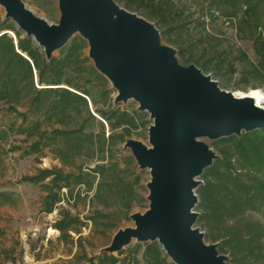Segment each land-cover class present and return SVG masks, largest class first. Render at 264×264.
<instances>
[{
	"label": "rangeland",
	"instance_id": "obj_1",
	"mask_svg": "<svg viewBox=\"0 0 264 264\" xmlns=\"http://www.w3.org/2000/svg\"><path fill=\"white\" fill-rule=\"evenodd\" d=\"M23 1L37 16L59 24L62 17L59 0ZM193 9L200 12L197 5ZM223 22H213L212 26L219 30L215 32H223L226 44L241 47L255 60L253 42L238 39L232 24ZM12 26L20 30L6 18L5 9L0 5V34L7 33L16 49V33L1 29ZM74 38L83 39L75 33L65 46ZM161 45L176 51L181 68L191 65L162 38ZM60 50L53 56L60 57ZM79 68L80 71L68 74L75 84H80L79 90L65 84L54 87L79 92L86 103L79 100L65 109L51 108L46 113H35L30 110L27 97L19 102L0 101V264H90V258L101 257V251L119 231L134 226L131 215L144 213L150 206L151 171L143 169L133 150L124 146L131 139L150 146V127L154 120L148 111L140 110L135 99L116 101L118 90L112 82L92 71L97 69L89 57V45L82 49ZM225 80L229 86H219L237 96L252 89L242 84L240 88L234 87L239 71L227 75ZM34 84L38 89L44 86L36 78ZM258 89L264 91V87ZM86 91L89 96L84 94ZM99 110L125 111L133 117V123L112 130ZM55 130L61 133H53ZM44 132L47 134L42 138ZM197 140L208 144L218 156L213 146L216 140L203 135ZM36 142H40L37 147ZM46 170L51 174L43 179ZM33 177L37 179L32 180ZM197 180L201 183L195 188L196 193L204 184L202 175ZM250 216L264 222V213ZM66 224L69 230L64 236L59 225ZM195 227L204 232L197 222ZM146 243L150 241L133 239L119 252L107 254L118 257V264H146Z\"/></svg>",
	"mask_w": 264,
	"mask_h": 264
},
{
	"label": "water",
	"instance_id": "obj_2",
	"mask_svg": "<svg viewBox=\"0 0 264 264\" xmlns=\"http://www.w3.org/2000/svg\"><path fill=\"white\" fill-rule=\"evenodd\" d=\"M59 3L61 20L51 24L23 0H0L6 18L38 44L48 59L79 33L88 41L89 57L97 70L118 90L116 101L133 98L154 120L150 146L133 139L124 146L133 150L143 169L151 171L150 206L144 213L131 215L134 226L119 231L101 254L119 252L136 239L157 241L174 264H233L219 253L217 244H207L205 232L195 227L199 217L195 188L201 183L197 177L218 157L197 137L217 140L264 129V108L251 97L223 90L194 64L181 68L176 51L161 45L156 26L114 0ZM17 45V52L34 69Z\"/></svg>",
	"mask_w": 264,
	"mask_h": 264
},
{
	"label": "trees",
	"instance_id": "obj_3",
	"mask_svg": "<svg viewBox=\"0 0 264 264\" xmlns=\"http://www.w3.org/2000/svg\"><path fill=\"white\" fill-rule=\"evenodd\" d=\"M114 1L152 22L160 31L161 38L176 48L183 61L196 65L205 74H211L223 88L229 86L225 77L238 71L239 80L235 88H240L241 84L252 89L264 87V0ZM193 5L199 6L200 12L193 9ZM219 20H223V24H232L238 39L253 42L255 60L241 47L226 44L223 32H215L219 30L212 24ZM1 29L16 33L17 47L32 60L37 76L32 64L17 52L7 33L0 34V101L19 102L27 97L30 110L35 113H46L51 108L65 109L79 100L86 103L83 96L67 88L38 89L34 78H38L40 85L65 84L79 90L80 84H75L68 74L80 71L82 49L88 46L87 40L74 38L60 50V57L48 59L38 44L23 37L16 27ZM92 71L104 79L100 72L94 68ZM84 94L89 96L88 91ZM99 112L112 130L133 123V117L125 111ZM53 133L61 132L55 130ZM46 134L44 132L42 138ZM36 143L34 146L37 147L40 142ZM213 146L218 157L202 174L204 184L197 191V211L200 212L197 223L205 232L204 239L217 244L218 251L228 256L233 264H264V222L250 216L264 213V129L222 137L213 142ZM50 174L46 170L42 178ZM51 209L50 205L49 211ZM59 227L65 236L69 230L67 224ZM145 245L146 264H173L168 262L167 254L157 241ZM101 255L90 258V264L120 262L114 255Z\"/></svg>",
	"mask_w": 264,
	"mask_h": 264
},
{
	"label": "bare ground",
	"instance_id": "obj_4",
	"mask_svg": "<svg viewBox=\"0 0 264 264\" xmlns=\"http://www.w3.org/2000/svg\"><path fill=\"white\" fill-rule=\"evenodd\" d=\"M5 32H2V34H4ZM241 96H247V97H251L254 99V101L256 102V104H258L260 107L264 108V91H262L261 89H250L247 92H243L241 93ZM51 232H54L53 230H51Z\"/></svg>",
	"mask_w": 264,
	"mask_h": 264
},
{
	"label": "built area",
	"instance_id": "obj_5",
	"mask_svg": "<svg viewBox=\"0 0 264 264\" xmlns=\"http://www.w3.org/2000/svg\"><path fill=\"white\" fill-rule=\"evenodd\" d=\"M13 34V33H12ZM14 35V34H13ZM14 37H15V35H14Z\"/></svg>",
	"mask_w": 264,
	"mask_h": 264
}]
</instances>
